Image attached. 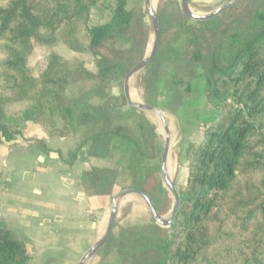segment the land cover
I'll list each match as a JSON object with an SVG mask.
<instances>
[{
  "label": "trees",
  "instance_id": "16d2710c",
  "mask_svg": "<svg viewBox=\"0 0 264 264\" xmlns=\"http://www.w3.org/2000/svg\"><path fill=\"white\" fill-rule=\"evenodd\" d=\"M111 1V20L90 27L92 10ZM127 7L128 0H0V144L26 138L33 126L52 138L74 136L80 104L66 99L65 89L82 79L96 80L100 85L94 94L107 93L109 82L125 78L144 58L136 52L140 41ZM158 17L161 43L146 68L150 74L142 87L144 103L174 113L184 108L172 106L173 88L185 87L189 94L192 83L170 71H190L192 79L199 67L213 115L200 123V144L190 143L186 149L188 177L178 189L181 205L174 224L163 231L152 219L153 225L113 233L107 245L117 254L97 264H264V11L254 12L245 27L226 26L216 33L209 22L191 20L163 4ZM165 20L171 21L166 33ZM81 28L87 47L79 38ZM123 41L130 48L122 56L101 52ZM58 44L89 52L98 74L87 71L81 60L69 62L52 53L37 77L29 65L34 50ZM117 99L108 97L80 120L90 126L87 140L118 138L132 146L130 188L146 193L136 171L147 170V181L155 189L157 166L152 164L163 147L159 149L154 123L132 107L115 111ZM17 103L27 106L8 114L7 108ZM128 116L139 117L136 128L125 124ZM157 209L162 215L168 212ZM30 262L25 242L0 220V264Z\"/></svg>",
  "mask_w": 264,
  "mask_h": 264
},
{
  "label": "crops",
  "instance_id": "0c3cea01",
  "mask_svg": "<svg viewBox=\"0 0 264 264\" xmlns=\"http://www.w3.org/2000/svg\"><path fill=\"white\" fill-rule=\"evenodd\" d=\"M189 1L191 8L210 13L228 0ZM140 3L128 0L127 9L141 10ZM114 6L111 1L94 8L90 27L108 23ZM85 69L98 74L97 65L86 64ZM97 86L96 80L79 81L64 96L84 98ZM94 95L78 107L73 137L52 138L36 126L26 138L0 144V220L22 237L29 264H79L104 235L114 197L130 187L132 146L118 138L87 140L90 126L79 116L100 105L101 98Z\"/></svg>",
  "mask_w": 264,
  "mask_h": 264
},
{
  "label": "rangeland",
  "instance_id": "374dc122",
  "mask_svg": "<svg viewBox=\"0 0 264 264\" xmlns=\"http://www.w3.org/2000/svg\"><path fill=\"white\" fill-rule=\"evenodd\" d=\"M173 1H176L175 4H172L174 3ZM262 1L263 0H237L225 12L220 14L215 19L208 21L209 29L214 33H216L220 29L225 30L227 27L232 28L234 25L245 27V25L250 21L254 12L264 11V4L261 3ZM151 3L157 12L159 11V7L162 4L168 6L169 8L173 7L174 9L177 10L178 13L182 12L181 0H151ZM140 6L142 7L141 10H139L138 6L132 8L130 7V8L134 15L133 24L136 29L135 39L140 41V47L137 48L136 52L139 55L144 54V58H145L150 54L152 50L153 43L155 40V33L149 16V10H148L149 7L147 0H142V4L140 3ZM192 10L200 15L207 14L197 9L192 8ZM90 22H91V18H90ZM170 22L171 21H167V20L163 21V28L165 30V33L169 29ZM172 27H174L173 23H172ZM79 38L82 44L84 45V47H87V39L84 28H81L79 32ZM169 40L170 39L168 38L167 41ZM129 48L130 45L124 43L123 41V42H117L111 46L106 45L101 50V52L106 56H113L116 54L122 56V54L120 53L124 49H129ZM70 52L72 51H69L62 44H58L50 49L44 47H37L29 59V65L34 69V73L37 77L40 76L43 73V71L46 69L48 58L52 53H56L60 55L66 61L69 62H72L74 60H81L84 62V66L86 64H88L89 66L96 65L95 59L89 52H80V53L73 52L74 56L69 54ZM183 62H184L183 59L180 58V63ZM135 66H131L130 71ZM171 69L172 68H170V70ZM170 72L171 73L174 72L175 74H177L178 79L190 80V82L192 83V92L189 94L185 91V87L181 86V87L173 88L172 106L174 108H177L181 104L184 106V108L178 109L177 112L175 113L173 111H170L169 109H166L165 107L162 108L166 111V121L170 127V130L172 131L171 133L174 135V140L172 142V147L170 151V159H171L170 174L175 181L177 189H179L181 186L186 184L188 177V170H187L188 159L186 155V149L190 143L198 145L202 141L203 132L200 129V123L203 120L208 119L210 116L213 115V108H212L213 106L210 105L207 100V87L202 76L203 73L201 68L199 67L197 68V76H195V78L192 79H191L192 73L190 71L180 72L175 69H172ZM149 74L150 73L146 71V69H144L139 73H137L130 81L131 94L132 97H137V102H144L143 101L144 92L142 90V87L145 78H147ZM124 80L125 78H122L117 81L114 80L112 82H109V86H107V93H104L103 91L100 90L97 91L99 93L98 94L99 97L101 96V94H103L102 96L104 97V98L102 96L100 97L101 98L100 105L103 104V102L107 100L108 97H111V99L118 98L117 100H114L115 111L127 112L129 110L130 106L128 105L124 95ZM79 81L82 82L85 81V79ZM77 82H75V84ZM73 84L74 83L70 84L68 87H71ZM98 85H100V83H98ZM96 90L97 89H94L92 91L91 93L92 95H87L89 94L88 91H87L88 93L87 92L83 93V95L86 94V97L84 98L83 97L79 98L77 96L74 97L73 95H70L69 96V98L71 99L70 101L79 102L80 104L79 106H81L82 109V105L84 107L83 103L88 102V98L95 96L94 92ZM26 106H27L26 103H17L8 107L6 111L8 114H13L22 111ZM92 108L95 107H87V111ZM75 112L78 111L75 110ZM139 113H141V115L145 116L147 119H150L154 123V126L157 130L154 131V135L158 140L159 149H161L164 144V136L161 128L162 123L160 117L155 112L140 111ZM79 117L81 118L82 115ZM133 118L134 119L128 116V118H126L125 120V124L136 128L137 126L136 124L138 123L139 117L135 116ZM161 156H159L158 159L152 164L153 166H157V171L154 172V174L152 175V179L155 177L154 179L157 181V187L155 189L151 188L150 182L147 181L148 172L143 168H141L142 169L141 172L140 169L136 171L137 182L139 183L144 182L142 184V186L144 187L141 188L144 189L146 191V194H148L152 198L157 208L165 209L168 211L164 216H166V218L169 219L174 204V197L172 193L166 188L162 180ZM128 186H131V184L129 183ZM129 188L130 187L126 189ZM126 189H122V190L124 191ZM146 207L147 206H145V203L139 196L132 195L126 197L121 204L118 222L114 231L115 236H118L119 234L123 233L128 228L130 229L136 226H147L151 224L153 225V222L151 221L152 217L149 214V211L147 210ZM164 229L165 228H163L162 230L164 231ZM16 235L20 237L18 234ZM116 254H117L116 248H113L111 245H106L96 256H94L86 264H97L99 260H101L102 258L113 259Z\"/></svg>",
  "mask_w": 264,
  "mask_h": 264
},
{
  "label": "water",
  "instance_id": "95a60500",
  "mask_svg": "<svg viewBox=\"0 0 264 264\" xmlns=\"http://www.w3.org/2000/svg\"><path fill=\"white\" fill-rule=\"evenodd\" d=\"M237 0H228L226 3L218 7L217 9L213 10L210 13L200 15L195 13L191 6H190V1L189 0H181V11L183 14L188 17L191 20L198 21V22H208L216 17H218L220 14L225 12L227 9H229ZM148 7H149V16L154 28V33H155V40L153 43L152 50L150 54L145 57L140 63H138L125 77L124 80V95L125 99L128 103V105L132 108H135L140 111H146V112H155L158 114L160 117L162 127H163V132H164V144H163V151H162V156H161V176L162 180L164 182V185L166 188L172 193L174 197V204L171 210V216L169 219L166 218V216L162 215L152 198L146 194L145 192L136 189V188H129L126 189L119 194H117L114 197L112 207H111V212H110V218H109V223L108 227L104 233V235L99 239L93 247H91L85 255L82 257L81 261L79 264H86L89 260H91L94 256H96L110 241L120 214V209H121V204L122 201L132 195L139 196L145 205L147 206L150 215L152 219L161 227L163 228H169L172 226L176 220V217L178 215L181 201H180V195L179 191L176 187L175 181L172 178L170 174V151L172 147V133L170 130V127L166 121V111L162 108H155L153 106H150L144 102H137L134 101L132 98L131 94V89H130V81L131 79L140 71L146 69L155 59L160 43H161V27H160V21L158 17V12L156 9H154L151 0H147Z\"/></svg>",
  "mask_w": 264,
  "mask_h": 264
},
{
  "label": "bare ground",
  "instance_id": "6f19581e",
  "mask_svg": "<svg viewBox=\"0 0 264 264\" xmlns=\"http://www.w3.org/2000/svg\"><path fill=\"white\" fill-rule=\"evenodd\" d=\"M134 101H137V97H132ZM161 128H162V131H163V127H162V124H161ZM163 135H164V132H163ZM172 138L174 140V135L172 134ZM171 163V161H170ZM170 168V167H169Z\"/></svg>",
  "mask_w": 264,
  "mask_h": 264
}]
</instances>
